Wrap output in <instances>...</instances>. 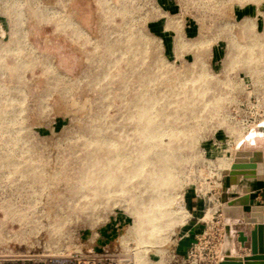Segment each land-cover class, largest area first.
Returning a JSON list of instances; mask_svg holds the SVG:
<instances>
[{
	"label": "rangeland",
	"instance_id": "1",
	"mask_svg": "<svg viewBox=\"0 0 264 264\" xmlns=\"http://www.w3.org/2000/svg\"><path fill=\"white\" fill-rule=\"evenodd\" d=\"M260 1L0 0V264H215L264 162Z\"/></svg>",
	"mask_w": 264,
	"mask_h": 264
},
{
	"label": "crops",
	"instance_id": "2",
	"mask_svg": "<svg viewBox=\"0 0 264 264\" xmlns=\"http://www.w3.org/2000/svg\"><path fill=\"white\" fill-rule=\"evenodd\" d=\"M260 0H255L259 2ZM255 9L264 10V0L260 1ZM261 29H264L263 20L259 21ZM256 26V25H255ZM221 204V221L229 227L230 252L222 253L223 257H245L249 255V240L244 247L237 242V233L242 232L245 237L256 224L264 226V162L257 163L254 168L243 177L230 181L226 195ZM214 214V213H213ZM231 223V224H229ZM228 224V225H227ZM204 227V226H203ZM196 232H199L198 230ZM226 239L223 246L226 243ZM192 241H184L179 246L180 253L186 254L185 249L191 246ZM185 251V252H183Z\"/></svg>",
	"mask_w": 264,
	"mask_h": 264
},
{
	"label": "water",
	"instance_id": "3",
	"mask_svg": "<svg viewBox=\"0 0 264 264\" xmlns=\"http://www.w3.org/2000/svg\"><path fill=\"white\" fill-rule=\"evenodd\" d=\"M264 161V159H263ZM237 242L244 247L249 240V255L245 257H223L218 264H264V226L256 224L245 237L242 232L237 233Z\"/></svg>",
	"mask_w": 264,
	"mask_h": 264
},
{
	"label": "bare ground",
	"instance_id": "4",
	"mask_svg": "<svg viewBox=\"0 0 264 264\" xmlns=\"http://www.w3.org/2000/svg\"><path fill=\"white\" fill-rule=\"evenodd\" d=\"M263 39V40H262ZM261 40L262 41H264V32H263V34H262V36H261ZM261 46H263L264 47V42L261 44ZM160 214V213H159ZM158 215H156L154 212H150V214H149V219L151 220V219H156V217H157ZM206 218V217H205ZM181 220H183L182 218H181ZM206 220V219H205ZM182 222V221H181ZM229 224H231V223H229ZM228 225V224H227ZM227 239H226V243H225V245L223 246V248H222V253L223 254H228L229 252H230V240L231 239H229V234L227 233ZM218 264V263H217Z\"/></svg>",
	"mask_w": 264,
	"mask_h": 264
},
{
	"label": "built area",
	"instance_id": "5",
	"mask_svg": "<svg viewBox=\"0 0 264 264\" xmlns=\"http://www.w3.org/2000/svg\"><path fill=\"white\" fill-rule=\"evenodd\" d=\"M214 227V226H213ZM208 230V229H207ZM197 246V244H194L193 247L191 248L194 249L195 247ZM221 255H216V259H218L217 261H215V264H217L221 259H222V256L220 257ZM82 264H92L90 261H87V262H83ZM94 264V263H93Z\"/></svg>",
	"mask_w": 264,
	"mask_h": 264
}]
</instances>
